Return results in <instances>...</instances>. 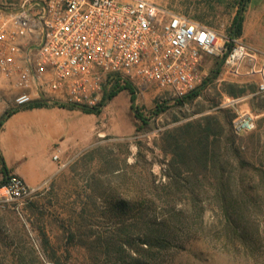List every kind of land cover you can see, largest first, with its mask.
Masks as SVG:
<instances>
[{
  "label": "rangeland",
  "instance_id": "obj_1",
  "mask_svg": "<svg viewBox=\"0 0 264 264\" xmlns=\"http://www.w3.org/2000/svg\"><path fill=\"white\" fill-rule=\"evenodd\" d=\"M154 1L222 34L235 36L234 20L239 12L244 18L253 0ZM207 65L205 83L191 101L154 85H136L133 102L130 93L122 91L99 114L64 108L87 118L86 134L81 135L80 128L72 135L63 134L45 149L47 158L42 157L44 144L39 145L37 161L48 160L50 169L45 181L30 187L32 193L23 204L0 197V264H123L128 255L137 258L140 241L135 228L130 231L124 224L133 223L136 209L125 214L114 208L111 194L123 192L129 199H138L148 185L165 184L167 157L161 150L163 133L201 118L216 117L220 123L230 125L224 126L223 138L231 135L233 145L224 147L222 142L219 147L225 158L230 194L235 197L255 192L264 196V187L254 191L245 187L250 178L258 176L256 169L264 170V94L249 84L219 83L221 58H212ZM241 98L244 99L235 101ZM113 111L119 115L114 116ZM242 111L260 116L255 131L237 135L231 127L232 119ZM136 114H142L148 123L140 132L136 130L142 123L135 118ZM4 116L0 114V123ZM233 149L238 151L236 156ZM238 161L248 166L239 171ZM14 174L6 170L0 150V185ZM212 191L196 190L202 198L199 203L189 198L175 206L189 213L199 207L203 211V230L188 236L181 249L170 248L162 262L149 259L146 264H264V204L233 205L234 211L243 213L242 224L250 233L247 244H242L223 225L222 212L233 208L218 200L213 202L209 198ZM123 227L126 228L121 232ZM129 234L132 249L119 260L113 244Z\"/></svg>",
  "mask_w": 264,
  "mask_h": 264
},
{
  "label": "built area",
  "instance_id": "obj_2",
  "mask_svg": "<svg viewBox=\"0 0 264 264\" xmlns=\"http://www.w3.org/2000/svg\"><path fill=\"white\" fill-rule=\"evenodd\" d=\"M212 58L225 80L264 94V53L153 0H0V114L44 100L94 109L126 82L182 98L204 85ZM256 127L249 112L232 122L237 135ZM31 193L15 174L0 186L8 202Z\"/></svg>",
  "mask_w": 264,
  "mask_h": 264
},
{
  "label": "trees",
  "instance_id": "obj_3",
  "mask_svg": "<svg viewBox=\"0 0 264 264\" xmlns=\"http://www.w3.org/2000/svg\"><path fill=\"white\" fill-rule=\"evenodd\" d=\"M249 0H243L242 2ZM242 11V9H241ZM243 16L238 13L234 20L232 32L235 36H240L242 33ZM128 91L131 95V102L135 100L136 89L131 83H117L109 92L105 94L103 101L99 107L94 109L79 108L87 113L99 114L101 108L108 102L113 100L120 92ZM199 93V90L191 94L179 98L182 100H193ZM48 105L43 102H34L28 108H41ZM59 108L73 109L75 106L61 105ZM16 111H8L5 113L2 123L11 117ZM160 113V112H159ZM135 118L142 125L137 127V132H140L142 127L147 125V120L142 114H136ZM235 118V116H234ZM233 118V119H234ZM232 119V122H233ZM224 126L230 127L229 123H220L216 117L201 118L197 121H190L181 126L167 130L163 133V146L161 150L167 162L165 164L166 182L160 187L150 184L144 189V194L138 199L128 198L127 195L111 194L114 208L121 209V212L128 214L136 209L133 223L124 222L127 228L132 231L139 239V252L137 258L128 255L127 261L123 264H146V261L162 262L164 255L170 250L181 249L183 241L188 236L198 233L203 230V211L197 209L191 213L185 210H177L175 208L178 202L188 200L200 202L202 199L196 190L205 188L212 189L211 197L213 202L221 201L222 204L228 205V208H233L235 203H244L249 205L264 204V196L254 192V194L243 193L233 197L228 190L229 177L225 175L226 166L222 158V152L219 149L223 142L224 147L227 144L233 145L232 136L223 138ZM232 127V124H231ZM230 130V129H229ZM227 149V148H226ZM236 156L238 151L233 149ZM247 163L238 161L237 169L239 171L246 168ZM258 176L250 178L245 187L247 191H254L264 187V170L256 169ZM244 179H241L243 181ZM6 180L0 185L2 186ZM175 190V191H167ZM187 193V194H186ZM235 199L233 201L232 199ZM224 228H228L233 239L242 244H247L250 233L247 231L243 223L241 211L225 210L222 212ZM123 229H120L121 232ZM137 229V230H136ZM136 231V232H135ZM126 231L123 233L125 234ZM194 234V235H195ZM131 235H125L119 242L113 244V250L118 254V259L123 260L122 254L126 256V252L131 250L132 241ZM109 250L111 244L109 245Z\"/></svg>",
  "mask_w": 264,
  "mask_h": 264
},
{
  "label": "crops",
  "instance_id": "obj_4",
  "mask_svg": "<svg viewBox=\"0 0 264 264\" xmlns=\"http://www.w3.org/2000/svg\"><path fill=\"white\" fill-rule=\"evenodd\" d=\"M155 3L160 4L158 2ZM217 31L219 32V30ZM240 36L239 38L249 47L264 53V0L251 1V6L244 12L242 33ZM208 63L210 64V59L207 60V64ZM206 66L208 67V65ZM221 71L222 65L220 76L217 78L219 83H229L239 86L249 84L257 89L256 85L253 83L245 84L233 80H225L221 75ZM248 96L252 95L250 94L247 95V97ZM242 99L244 98L235 101ZM70 112L75 113L74 117L68 114ZM242 112L252 113L250 111ZM254 113L255 112L252 114L258 119L260 115ZM262 114H264V112H262ZM28 116L30 119H23ZM77 117H79L77 111H67L63 108L49 105L47 107L29 110L20 109L16 111L3 122L0 129V150L6 170L12 171L15 175L21 177L29 187H35L40 182L45 181L47 178V171L50 169V164L48 160L42 161L41 163L37 161V149L39 145L44 144L41 146H43L44 150H48V148L52 147V143H54L56 139H59L63 134L68 136L72 135L77 128L81 129V135H85L87 131V118ZM78 120L84 121L80 125L73 124V122H77ZM82 127L85 129L82 130ZM44 156L45 158L49 156L46 150L43 151L42 157Z\"/></svg>",
  "mask_w": 264,
  "mask_h": 264
},
{
  "label": "bare ground",
  "instance_id": "obj_5",
  "mask_svg": "<svg viewBox=\"0 0 264 264\" xmlns=\"http://www.w3.org/2000/svg\"><path fill=\"white\" fill-rule=\"evenodd\" d=\"M113 113H114V114H113L114 116H115V115H119L116 111H115V112L113 111ZM23 119L28 120V119H30V117L28 116V117H25V118H23Z\"/></svg>",
  "mask_w": 264,
  "mask_h": 264
},
{
  "label": "water",
  "instance_id": "obj_6",
  "mask_svg": "<svg viewBox=\"0 0 264 264\" xmlns=\"http://www.w3.org/2000/svg\"><path fill=\"white\" fill-rule=\"evenodd\" d=\"M48 101L47 100H44L43 103H47Z\"/></svg>",
  "mask_w": 264,
  "mask_h": 264
}]
</instances>
